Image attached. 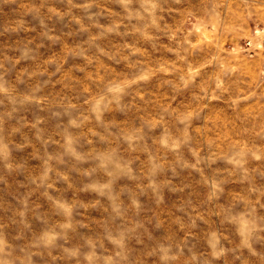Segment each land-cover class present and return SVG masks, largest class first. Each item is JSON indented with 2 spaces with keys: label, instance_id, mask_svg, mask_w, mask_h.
<instances>
[{
  "label": "rangeland",
  "instance_id": "obj_1",
  "mask_svg": "<svg viewBox=\"0 0 264 264\" xmlns=\"http://www.w3.org/2000/svg\"><path fill=\"white\" fill-rule=\"evenodd\" d=\"M0 264H264V0H0Z\"/></svg>",
  "mask_w": 264,
  "mask_h": 264
}]
</instances>
